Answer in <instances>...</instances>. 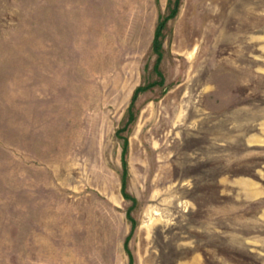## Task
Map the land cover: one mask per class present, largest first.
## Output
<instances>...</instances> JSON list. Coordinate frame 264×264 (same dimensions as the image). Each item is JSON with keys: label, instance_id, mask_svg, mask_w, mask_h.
<instances>
[{"label": "rangeland", "instance_id": "rangeland-1", "mask_svg": "<svg viewBox=\"0 0 264 264\" xmlns=\"http://www.w3.org/2000/svg\"><path fill=\"white\" fill-rule=\"evenodd\" d=\"M0 264H264V0H0Z\"/></svg>", "mask_w": 264, "mask_h": 264}, {"label": "trees", "instance_id": "trees-1", "mask_svg": "<svg viewBox=\"0 0 264 264\" xmlns=\"http://www.w3.org/2000/svg\"><path fill=\"white\" fill-rule=\"evenodd\" d=\"M174 15V14H173ZM173 15H170L169 17H166V18H164L162 21H161V23L159 24V27H158V30H157V35H156V41H155V49L159 52L160 51V49H161V45H160V42H159V40H158V38L160 37V32H161V30L164 28V26L166 25V23L168 22V20L173 16ZM161 54L159 53V57H158V62H157V65H158V63H160V60H161ZM141 90H143V89H138L137 91H136V93H135V97H136V95L138 94V92L139 91H141ZM126 173V172H125ZM125 176L126 175H124V179H123V186L125 187L126 185H125V183H126V179H125Z\"/></svg>", "mask_w": 264, "mask_h": 264}]
</instances>
